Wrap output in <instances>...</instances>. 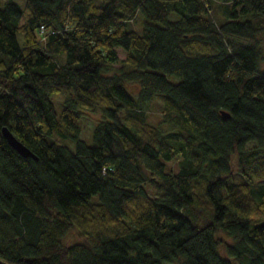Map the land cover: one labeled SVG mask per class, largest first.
<instances>
[{
    "label": "trees",
    "instance_id": "1",
    "mask_svg": "<svg viewBox=\"0 0 264 264\" xmlns=\"http://www.w3.org/2000/svg\"><path fill=\"white\" fill-rule=\"evenodd\" d=\"M262 33L264 0H0V264H264Z\"/></svg>",
    "mask_w": 264,
    "mask_h": 264
},
{
    "label": "rangeland",
    "instance_id": "2",
    "mask_svg": "<svg viewBox=\"0 0 264 264\" xmlns=\"http://www.w3.org/2000/svg\"><path fill=\"white\" fill-rule=\"evenodd\" d=\"M21 5H24L25 0H18ZM97 2L101 1V0H96ZM173 18H175V16H173ZM257 40L261 46V50L264 54V33L260 34L257 37ZM234 41L246 44L249 43V41L247 40H242V39H234ZM116 52L117 55L119 57V59H124L126 57V53L125 51L120 48L117 47L116 48ZM120 65V63H115L114 67H118ZM169 79L172 80L173 82L177 81L178 78L171 75L169 76ZM127 88L136 93L138 90V85L136 83L133 82H127ZM164 95L163 94H156L153 98V101L146 105L145 111L147 113V121L151 124H155V125H160L161 127L165 128L170 127L169 124L164 125V123L161 124V114H162V107H163V102H164ZM52 100L54 101L55 104V109L57 112H60L62 109V100H63V96L60 93H56L52 95ZM84 115H82L79 124H80V137L88 144L91 143V134H92V129L94 128V126L96 125V123L100 120L101 118V111L99 109H94V110H85L83 112ZM66 145H68L70 148H73L74 144L72 142H70L69 140H64ZM253 143H249L248 145L251 146ZM168 169L171 168L173 170L177 169V162L176 161H171L168 163L167 165ZM67 241L73 242V241H79L78 236L73 233L72 236L67 238Z\"/></svg>",
    "mask_w": 264,
    "mask_h": 264
},
{
    "label": "water",
    "instance_id": "3",
    "mask_svg": "<svg viewBox=\"0 0 264 264\" xmlns=\"http://www.w3.org/2000/svg\"><path fill=\"white\" fill-rule=\"evenodd\" d=\"M264 57V55H263ZM221 115L224 119L229 118V113L221 110ZM2 136L6 139V141L22 156L32 157L36 159L35 155L21 143L9 130L7 127H3L1 129Z\"/></svg>",
    "mask_w": 264,
    "mask_h": 264
}]
</instances>
